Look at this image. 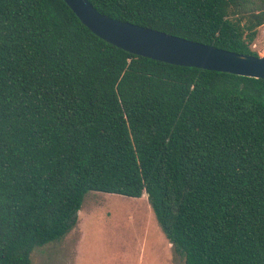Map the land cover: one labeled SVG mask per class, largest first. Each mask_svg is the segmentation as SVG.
I'll return each mask as SVG.
<instances>
[{"label":"trees","instance_id":"obj_1","mask_svg":"<svg viewBox=\"0 0 264 264\" xmlns=\"http://www.w3.org/2000/svg\"><path fill=\"white\" fill-rule=\"evenodd\" d=\"M238 53L264 0H89ZM88 191L139 198L184 264H264V80L132 54L64 0H0V264L62 239Z\"/></svg>","mask_w":264,"mask_h":264},{"label":"rangeland","instance_id":"obj_2","mask_svg":"<svg viewBox=\"0 0 264 264\" xmlns=\"http://www.w3.org/2000/svg\"><path fill=\"white\" fill-rule=\"evenodd\" d=\"M252 48L264 53V24ZM30 264H184L150 208L146 194L88 191L65 236L35 247Z\"/></svg>","mask_w":264,"mask_h":264},{"label":"water","instance_id":"obj_3","mask_svg":"<svg viewBox=\"0 0 264 264\" xmlns=\"http://www.w3.org/2000/svg\"><path fill=\"white\" fill-rule=\"evenodd\" d=\"M64 1L94 34L132 54L264 80V53H238L118 20L99 12L89 0Z\"/></svg>","mask_w":264,"mask_h":264}]
</instances>
